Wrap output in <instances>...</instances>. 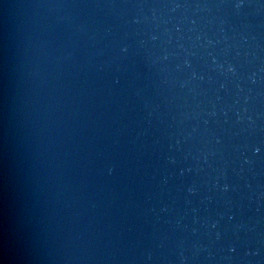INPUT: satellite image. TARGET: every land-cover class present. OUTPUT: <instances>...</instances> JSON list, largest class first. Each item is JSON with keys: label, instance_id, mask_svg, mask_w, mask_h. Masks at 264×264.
I'll return each instance as SVG.
<instances>
[{"label": "water", "instance_id": "1", "mask_svg": "<svg viewBox=\"0 0 264 264\" xmlns=\"http://www.w3.org/2000/svg\"><path fill=\"white\" fill-rule=\"evenodd\" d=\"M0 264H264V0H0Z\"/></svg>", "mask_w": 264, "mask_h": 264}]
</instances>
